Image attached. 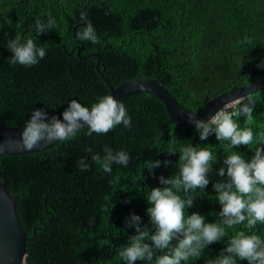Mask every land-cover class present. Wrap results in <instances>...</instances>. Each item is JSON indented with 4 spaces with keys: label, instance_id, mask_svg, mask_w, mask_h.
<instances>
[{
    "label": "trees",
    "instance_id": "1",
    "mask_svg": "<svg viewBox=\"0 0 264 264\" xmlns=\"http://www.w3.org/2000/svg\"><path fill=\"white\" fill-rule=\"evenodd\" d=\"M81 12L93 24L99 43L77 38ZM48 14L56 25L37 36L35 19L47 22ZM17 33L45 47L37 65L9 63L12 53L6 46ZM262 61L264 0H0V120L7 126L25 128L36 108L63 119L73 99L90 108L110 91L98 69L114 86L133 77L157 78L181 105L196 111L209 86L211 95H218L263 78L264 68L257 67ZM251 95L253 119L245 123V116L238 118L241 128L253 131L249 147L234 149L215 133L201 141L195 127L177 126L160 99L141 92L124 103L131 128L118 125L106 134L87 135L84 127L52 148L0 155V178L18 195V213L28 235L26 263L127 264L119 250L135 229L126 221L135 213L141 226L152 229L146 196L151 188L162 187L161 175L178 172V151L189 145L209 150L214 170L205 191L179 193L195 197L186 214L200 213L206 223H221L213 183L227 176L219 177L218 169L226 167L223 161L233 151L251 160L255 148L264 145V89ZM105 146L128 152L129 165L113 164L106 174L91 160L94 153L103 158ZM82 156L90 164L86 171L76 166ZM157 160L159 167H147ZM246 224L225 226L224 240L182 264H215L238 231L264 239V224L251 229Z\"/></svg>",
    "mask_w": 264,
    "mask_h": 264
},
{
    "label": "clouds",
    "instance_id": "2",
    "mask_svg": "<svg viewBox=\"0 0 264 264\" xmlns=\"http://www.w3.org/2000/svg\"><path fill=\"white\" fill-rule=\"evenodd\" d=\"M80 19L83 27L76 33L77 38L99 43L96 30L86 13L81 12ZM55 25L56 20L50 14L47 22L37 17L35 33L37 36L47 33ZM6 47L12 53L9 57L12 65L34 66L46 55L45 47L38 46L31 37L22 38L19 33L8 41ZM257 67L264 68V61ZM254 106L253 97L248 94L226 102L208 119H201L193 112L188 120L195 125L201 141L215 133L218 141H227L234 149L241 145L249 147L253 143V131L251 128H241L238 118L243 115L246 117L245 123L251 121ZM62 117H49L44 109L36 108L25 122L19 143L26 149H33L41 141L52 144L54 141L70 140L84 127L88 129L86 134L91 135L106 134L118 125L131 128L132 124L124 103L113 95L99 97L90 108L73 99ZM85 151L91 153L92 149L87 148ZM178 152L180 155L175 164L178 172L168 177L161 175L159 179L162 187L151 188L146 196L152 229L148 225L141 226V217L135 213L126 221L128 227L135 229V234L130 235L119 250V256L127 264H136L137 261H143L144 264H182V261L187 262L190 258H200L209 245L224 240L225 226L231 228L246 221V227L251 229L257 223L264 224V145L255 148L251 160L233 151L223 161L226 167L218 169L219 177L227 176L226 180L213 183L216 201L221 205L219 224L206 223V217L200 213L187 215L186 209L193 205L195 197L179 195L181 191L187 194L196 189L206 190L210 182L209 173L214 170L212 153L199 145L181 147ZM104 153L103 158L99 154H92L91 160L100 163L106 174H111L113 164L129 165L130 156L124 150L114 152L105 146ZM86 161L87 158L82 156L76 166L86 171L90 167ZM160 165L161 161H149L147 167L153 169ZM149 240L151 243L146 242ZM173 240H176L175 244ZM157 250L161 254L157 255ZM238 260H246L248 264H264V239L256 234L238 231L216 256L215 264H238Z\"/></svg>",
    "mask_w": 264,
    "mask_h": 264
},
{
    "label": "water",
    "instance_id": "3",
    "mask_svg": "<svg viewBox=\"0 0 264 264\" xmlns=\"http://www.w3.org/2000/svg\"><path fill=\"white\" fill-rule=\"evenodd\" d=\"M84 46H79L80 55ZM96 54V53H95ZM101 61L100 54H96ZM110 91L108 95L125 103L127 99L136 93H148L160 99L167 114L174 124L180 127L193 128L195 125L188 120L190 113L195 112L201 119H208L214 115L224 104L240 96H247L264 89V77L251 84L233 87L218 95H211L209 86L201 108L196 111L186 109L177 98L157 78L133 77L114 86L98 69ZM23 127L7 126L0 120V155L31 154L54 147L59 141L48 144L41 141L33 149H26L19 143ZM18 195L11 193L6 181L0 178V264H27L29 253L27 248L28 235L24 230L18 213Z\"/></svg>",
    "mask_w": 264,
    "mask_h": 264
}]
</instances>
